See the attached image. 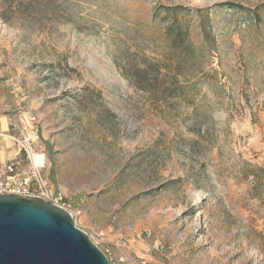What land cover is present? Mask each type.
<instances>
[{"label": "rangeland", "instance_id": "1", "mask_svg": "<svg viewBox=\"0 0 264 264\" xmlns=\"http://www.w3.org/2000/svg\"><path fill=\"white\" fill-rule=\"evenodd\" d=\"M24 111L110 264H264V0H0V114Z\"/></svg>", "mask_w": 264, "mask_h": 264}, {"label": "water", "instance_id": "2", "mask_svg": "<svg viewBox=\"0 0 264 264\" xmlns=\"http://www.w3.org/2000/svg\"><path fill=\"white\" fill-rule=\"evenodd\" d=\"M0 264H110L67 210L39 197L0 194Z\"/></svg>", "mask_w": 264, "mask_h": 264}, {"label": "built area", "instance_id": "3", "mask_svg": "<svg viewBox=\"0 0 264 264\" xmlns=\"http://www.w3.org/2000/svg\"><path fill=\"white\" fill-rule=\"evenodd\" d=\"M8 121L14 133H5L0 128V138L9 139L14 143L26 166L20 167L15 159L7 161L0 170V194L12 193L43 198L73 216L69 200L51 187L43 173V154L38 150L37 141L40 132L37 116L24 111L19 112L17 116L11 114Z\"/></svg>", "mask_w": 264, "mask_h": 264}, {"label": "crops", "instance_id": "4", "mask_svg": "<svg viewBox=\"0 0 264 264\" xmlns=\"http://www.w3.org/2000/svg\"><path fill=\"white\" fill-rule=\"evenodd\" d=\"M0 128L5 133H14V130L8 121L7 114H0ZM11 159L17 160L20 167L26 166V162L18 154L17 147L14 143L9 139L0 138V170L3 169L7 161ZM41 159H43V157Z\"/></svg>", "mask_w": 264, "mask_h": 264}, {"label": "trees", "instance_id": "5", "mask_svg": "<svg viewBox=\"0 0 264 264\" xmlns=\"http://www.w3.org/2000/svg\"><path fill=\"white\" fill-rule=\"evenodd\" d=\"M55 1H58V0H55ZM238 8L241 11H247L248 10V8H246L244 6H238ZM168 10L171 11L172 9L168 8ZM196 12L199 15L202 33L205 35L207 42L213 40L214 38H213V32L210 28V18H209L208 10L207 9H199ZM172 29H175V26H172ZM179 31L180 30H177L175 41L181 40V32H179ZM130 74H131L130 78L132 80H134L135 83H137V84L141 83L142 84L143 83L142 79H144V77L146 75V69H137L136 71H134Z\"/></svg>", "mask_w": 264, "mask_h": 264}, {"label": "bare ground", "instance_id": "6", "mask_svg": "<svg viewBox=\"0 0 264 264\" xmlns=\"http://www.w3.org/2000/svg\"><path fill=\"white\" fill-rule=\"evenodd\" d=\"M40 158V157H39Z\"/></svg>", "mask_w": 264, "mask_h": 264}]
</instances>
